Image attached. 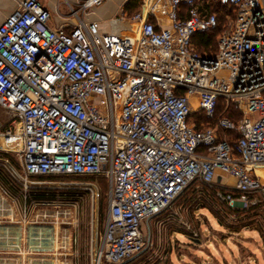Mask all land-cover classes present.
Segmentation results:
<instances>
[{"label":"built area","instance_id":"obj_1","mask_svg":"<svg viewBox=\"0 0 264 264\" xmlns=\"http://www.w3.org/2000/svg\"><path fill=\"white\" fill-rule=\"evenodd\" d=\"M164 1L167 26L137 12L129 18L135 31L123 35L85 19L105 0L69 4L75 19L69 29L52 25L39 0H18L0 23L3 148L18 151L27 178L108 179L94 264H121L141 253L144 221L171 208L195 179L210 184L230 175L242 199L264 191L257 171L264 164V0L156 4ZM215 4L234 16L226 15L217 51L202 55L193 37L218 27ZM220 100L242 117L215 120ZM193 101L215 127L197 130L188 122ZM218 128L240 137L230 144Z\"/></svg>","mask_w":264,"mask_h":264},{"label":"rangeland","instance_id":"obj_2","mask_svg":"<svg viewBox=\"0 0 264 264\" xmlns=\"http://www.w3.org/2000/svg\"><path fill=\"white\" fill-rule=\"evenodd\" d=\"M197 108L193 101V113ZM0 118H6L1 109ZM209 125L215 127L214 121ZM2 145L0 140V151L10 152L18 166L0 159L2 172L14 179L10 187L0 180V264H94L109 209L106 198L101 203L97 181H33L23 174L18 151ZM261 167L258 174L264 184ZM222 177L235 183L230 175ZM202 185L193 182L192 188ZM31 186H70L86 194L74 203H27L24 193ZM260 193L253 200L221 197L225 201L214 206L218 217L188 206L180 197L162 215L143 223L147 246L130 264H264V238L259 233L264 232V191ZM191 252L196 259L186 258Z\"/></svg>","mask_w":264,"mask_h":264},{"label":"trees","instance_id":"obj_3","mask_svg":"<svg viewBox=\"0 0 264 264\" xmlns=\"http://www.w3.org/2000/svg\"><path fill=\"white\" fill-rule=\"evenodd\" d=\"M142 1L143 0H127L124 3L123 7L127 14V18H131L134 14H136L139 11ZM211 10L218 14V27L213 32L200 33V34H196L193 37L194 47L202 55L209 54V51H213L214 53L217 51L219 37L222 35V33L226 30V28L229 25L226 15L227 13H230L231 15L234 16V14L232 13V9H229L227 7L223 8L216 4L211 7ZM181 11L184 16L186 8L183 7V10ZM221 116H227L232 120L237 121L239 118L242 117V113L235 110L232 106H228L226 104L224 105L223 102L220 100L215 120ZM210 121L212 120L208 119L202 110H197L194 113L192 112L188 118L189 123L194 122L196 124L197 130L208 127ZM217 133L220 139L226 136L230 144H234L240 137V134L235 130L218 128ZM0 159L9 161L14 166L16 165L18 166V161L12 156L10 152L0 151ZM0 170L2 172L4 168L0 166ZM22 172L23 174H25L23 168H22ZM28 178L33 181H37V180L57 181L64 183H69L73 181H97V185L99 187L100 195H101V203H103L104 205V198L108 200L109 185H108V179L106 178L105 175L50 174V175H32V176L29 175ZM0 180L4 185L8 187H10V182L12 181L14 182V179L8 173L7 174L3 173V176L0 175ZM197 181L199 182L200 180L195 179L194 181H192L190 185L187 188H185V190L174 201L178 200L181 197L183 198V202L187 203L188 206L190 207L199 206V208H205L209 210L214 216L218 217L221 216L220 212L215 211L214 206L216 204H220L225 201L222 199L223 196L224 197L231 196L232 198L235 199V198H241L243 195H245V192H241L238 189H236L235 183L234 184L226 183L223 181V178L220 181H218V175L215 177L212 183L209 184L202 182L203 185L199 187L200 189L195 190L192 188V184L193 182H197ZM220 193L221 196L219 195ZM85 194H86L85 190L77 189L75 187H70V186L69 187L68 186H61V187L31 186L24 193V197L25 200H27V203H33V202L74 203V202H78L80 199H83ZM260 194H261L260 191L254 190L246 193V196H249V198L253 200L255 197L257 196L259 197ZM164 211L165 210L149 217L147 220H151L154 217H158L162 215ZM220 222L223 224L221 220ZM240 232L241 230L234 231V233H240ZM259 233H261V238H264L263 230L262 231L260 230ZM192 240L194 239L192 238ZM141 253L121 264L132 263L134 259L140 256Z\"/></svg>","mask_w":264,"mask_h":264},{"label":"crops","instance_id":"obj_4","mask_svg":"<svg viewBox=\"0 0 264 264\" xmlns=\"http://www.w3.org/2000/svg\"><path fill=\"white\" fill-rule=\"evenodd\" d=\"M39 1H42L41 3L43 6L46 9L49 8L51 11L52 25L56 27L64 26L65 28L69 29L75 22L74 17L71 16L69 4L76 6L81 0ZM126 1L127 0H105V2L102 5L97 6L90 15L85 16V19L87 21L99 22L100 29L103 33L122 35L132 33L135 31L137 23L133 22L129 18H121L122 12H125L123 5ZM156 2L157 0H143L138 12L146 13L149 19L152 20L156 25L165 27L170 23L169 15L166 12L169 10L167 2H158L157 4ZM17 4L18 0H0V23L17 7ZM163 5H166V8H164ZM161 8H164L165 11ZM259 168L262 167H258L257 171ZM246 239H249V237H246ZM198 249H201V247H198ZM200 252H202V250H199V253ZM185 256L189 259H196L192 252L186 253Z\"/></svg>","mask_w":264,"mask_h":264},{"label":"water","instance_id":"obj_5","mask_svg":"<svg viewBox=\"0 0 264 264\" xmlns=\"http://www.w3.org/2000/svg\"><path fill=\"white\" fill-rule=\"evenodd\" d=\"M221 180V176H218V181H220Z\"/></svg>","mask_w":264,"mask_h":264},{"label":"bare ground","instance_id":"obj_6","mask_svg":"<svg viewBox=\"0 0 264 264\" xmlns=\"http://www.w3.org/2000/svg\"><path fill=\"white\" fill-rule=\"evenodd\" d=\"M264 165V164H263Z\"/></svg>","mask_w":264,"mask_h":264}]
</instances>
